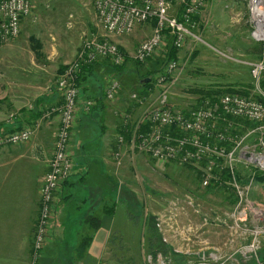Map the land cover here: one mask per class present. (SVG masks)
Instances as JSON below:
<instances>
[{
    "label": "rangeland",
    "instance_id": "374dc122",
    "mask_svg": "<svg viewBox=\"0 0 264 264\" xmlns=\"http://www.w3.org/2000/svg\"><path fill=\"white\" fill-rule=\"evenodd\" d=\"M32 2V13L23 19L19 37L11 40L15 41L10 45L12 55L0 61V87L7 72L23 79L25 84H32L30 91L25 94L28 95L24 98L26 106L34 102L38 93L51 92V59L46 56L51 57V50H55L56 44L59 47L60 44L64 45L63 62L70 63L77 59L85 41L90 38L108 39L132 58L153 33L150 26L143 25L130 35L108 36L96 14L95 0ZM199 22V28L194 32L196 37L190 36L178 49V64L173 71L175 84L171 89L165 92L164 88L155 85L148 95L142 97L140 90L129 92L126 87H121L113 100L108 99L103 90L105 99L102 107L96 106L97 111H94L99 112L101 120L86 118L85 125H81V129L79 126L77 139H73L74 156L76 150L77 162L81 163L78 167L79 177H83L77 179L78 183L72 191L92 198L89 205L93 204L86 214L75 221L71 218L75 225L84 224L88 213L97 215L102 222L105 218H112L103 215L102 206L105 203L101 207L100 203L95 204L100 201L102 186L108 184L110 179L118 186L135 192L136 199L143 205L138 218L132 215L125 203L118 202L116 205L109 241L101 259L111 264H179L182 259L186 260L185 264H264L260 261L261 253L264 252V183L252 180V173L257 169L245 160L254 152V148L258 150V128L264 132V121L250 124L251 133L245 134L244 129L238 134L236 140L241 143L238 147H235L236 144L232 146L235 147L232 156L230 152L223 155L208 154L209 157L206 155L193 163L155 158L137 147L140 145L138 142L131 143L126 139L120 142L121 128L129 126L135 130L144 113L151 110L160 97L159 102L166 97L171 108L190 112L201 103L200 95L190 91L200 88L251 86L249 96H259L252 77V64L264 60L259 52L264 46V38L255 35L258 26L253 15L252 0H208L199 15ZM53 36L54 41L51 40ZM36 48L42 54L38 58ZM162 53H156L153 61L161 59L164 56ZM101 59H98L99 62H102ZM15 61L21 62L17 70ZM153 61L144 62L137 69L138 74L142 75L152 68ZM40 66L44 69H40ZM60 66L65 65L60 63L54 67V82L60 73ZM130 66L132 60L125 70L134 74ZM101 74L94 75L89 82L98 86ZM106 76L103 89L108 79L116 75L107 73ZM132 79L134 86H137L136 78ZM34 139L28 144H34ZM166 142L164 137L158 141ZM102 143H105V151L102 148V152L98 153L96 147ZM92 155H102V159L97 161L102 164L103 171L94 170L98 167L91 169ZM211 160H215L214 166H211ZM49 161L47 159L48 166ZM82 162L86 163L84 170ZM88 165L90 170H87ZM224 169L231 174L228 179L222 178ZM74 175L76 173L71 177ZM60 195L59 191L54 202L56 213H52V232L41 250L36 249L38 232L35 231L30 264H41L49 239L55 241L59 238L57 242L70 239L71 234L68 235L66 231L70 218L61 221L65 233H59L60 222L56 216L62 207ZM117 195L113 193V196ZM41 209L42 199L36 230ZM150 217L157 220L163 240L171 250L179 253L177 256L171 255L169 251L168 256L163 251L156 257L151 255L147 226Z\"/></svg>",
    "mask_w": 264,
    "mask_h": 264
},
{
    "label": "built area",
    "instance_id": "2783aa9c",
    "mask_svg": "<svg viewBox=\"0 0 264 264\" xmlns=\"http://www.w3.org/2000/svg\"><path fill=\"white\" fill-rule=\"evenodd\" d=\"M207 2L208 0H95L94 5L100 24L108 36L130 35L139 27L153 23L151 37L132 55L134 60L144 63L156 53L164 52L169 39L174 47L180 49L187 38L196 37L194 32L200 24L197 16L201 14ZM32 10V0H0V45L19 37L23 19L28 17ZM126 57L118 45L108 39H87L77 59L68 63L57 79L61 103L46 109L39 118L38 122L43 123L55 116L58 119V129L53 156L50 158L49 169L41 189L42 209L36 230L37 250L42 249L52 232L57 193L76 169L72 142L78 119L82 113H89L96 104L95 100L83 97L77 82L78 75L85 64L98 59L109 58L114 65L120 66L124 64ZM177 64L176 60H170L163 67V71L155 76V85L164 88L165 92L175 84L173 71ZM252 77L259 96L225 94L219 99L220 105L213 106L206 100L204 106L187 113L171 108L166 97L159 102L160 97L155 106L144 113L138 124L139 127L140 124L149 123V131L139 135L133 134L130 142L140 143L137 147L155 158H179L184 163L197 162L208 154L223 155L230 152L232 156L234 148L241 142L238 143L231 135L226 136L225 131L219 128L220 117L216 112L220 106L225 113L236 118L251 123L264 121V60L252 64ZM121 87L119 79L111 78L106 87V97L113 100ZM38 122L32 126L5 132L0 136V147L29 142L38 130ZM170 128H176L185 134L177 137L171 134ZM250 129L247 128L245 134H248ZM258 130V150L254 148V152L245 160L264 173V132L259 128ZM163 137L167 142L158 143ZM124 140L122 135L120 142ZM221 142H233L236 146L227 150L226 145H220ZM210 164L214 166L215 160H211Z\"/></svg>",
    "mask_w": 264,
    "mask_h": 264
},
{
    "label": "crops",
    "instance_id": "0c3cea01",
    "mask_svg": "<svg viewBox=\"0 0 264 264\" xmlns=\"http://www.w3.org/2000/svg\"><path fill=\"white\" fill-rule=\"evenodd\" d=\"M146 25L150 26L151 29L153 28L152 22L144 26ZM54 39L55 37L53 36L51 40L54 41ZM59 40L61 41L62 38L59 37ZM14 43L15 41H9L0 45V61L12 55L10 53V45ZM60 47H62L61 50ZM60 47L56 44L55 50H51V57L46 56L48 59H51V92L47 93L49 96L46 93L42 94L40 92L36 95L37 97L34 102L26 106L24 104V98L28 95L25 94L27 91H30L29 89H31L32 84H25L23 79H19L9 72L6 73L4 82L0 87V136L14 128L28 126L32 123L36 124L39 119L34 121L35 118L31 117L30 110L35 105H38L37 102L39 101L37 100L42 99L43 96L46 106L61 103V94L56 86L58 78L54 82V75L56 74L54 73V67L60 65V63L66 66L69 62H63L61 57L63 56L62 50L64 45L62 46L60 44ZM19 61H15L17 62L14 65L15 70L18 69L17 65H21ZM8 68L14 69L11 66H8ZM40 69L43 70L44 68L40 66ZM104 70V67L100 66L97 72L101 73ZM60 74H58V77ZM109 81L110 79H108V83ZM86 84L87 87H91L92 85L89 80L85 82V86ZM106 87L104 89L105 91ZM38 125V130H36L33 137L36 142L32 140L34 144H28L30 142H27L20 145H5L0 147V264H30L31 261L32 241L39 216L41 189L45 175L49 169L47 159H50L53 156V154L51 156V153L54 152L53 142L56 139L58 119L53 116L47 122H38ZM79 126L81 129V124L79 125L77 122L75 137L73 135V139H77L80 133ZM77 129L79 133H77ZM98 141L101 140L98 139ZM96 148L99 149L98 153L102 152V148L104 152L105 143H102L101 146ZM93 157L96 160L92 162L91 169L98 167L94 170L97 171L98 169L103 171L102 164L97 161L102 159V155ZM74 160L77 169L74 171L76 175L70 177L60 187L62 207L56 216L60 222L59 233H62V235L65 233L63 232L64 224L62 222H64V219L70 218L66 231L71 236L70 239L64 240L63 242H57L59 238L55 241L49 239L47 241V248L43 251V255L45 254L44 256L47 257L42 256L41 264H111L101 259L105 254V246L109 241L112 224L114 222L112 220L113 217L104 219L100 229L94 234V238L87 249L85 257L79 259L76 255V247L79 240L82 235L89 231V228L85 222V225L80 224L77 226L73 221L82 214H86L89 199L84 194L80 195L72 191L78 183L77 179L83 177H79L78 167L81 163L79 164L77 162L76 150ZM82 164L84 165V170L86 163L82 162ZM105 216L108 217V215ZM71 218L74 220L71 221Z\"/></svg>",
    "mask_w": 264,
    "mask_h": 264
},
{
    "label": "trees",
    "instance_id": "16d2710c",
    "mask_svg": "<svg viewBox=\"0 0 264 264\" xmlns=\"http://www.w3.org/2000/svg\"><path fill=\"white\" fill-rule=\"evenodd\" d=\"M199 16H197L198 19ZM168 42V41H167ZM260 52V57L264 58V46L261 47V50H259ZM35 54L36 57L38 58V56L40 57L42 54L40 52V50L38 48L35 49ZM161 56L162 58L159 60H156L155 62L153 61L154 56L149 59L147 62L153 61L154 65L152 66V68L148 69L144 74L142 73V75L138 74L137 69H139L141 66H143L142 62H138L134 59H132L130 56L127 55L126 60L124 62L123 65L117 66L114 65L113 62L111 61V59L109 58H103L101 59L102 62L95 61L93 63L90 64H85V66L82 67L78 78H77V82L79 87L81 88V93L83 94V97L85 98H90V99H95V106L92 107L91 111L89 113H82L81 116L78 119V123L81 124L82 126L85 125V119L86 118H91L92 120H96L97 118H99L101 120V117L98 116L99 112H94L97 111L96 106L102 107V102L104 101V97H105V93H104V89H103V84L106 81V74H113V76H115L114 78H117L120 80L122 87H126L129 92L132 91H136V90H140V93L143 96L148 95L149 91L152 90V88L155 86V76L158 73H161L163 71V67L165 66L164 64H167L170 60H177L178 57V49L176 47L173 46V42L171 40V42H168V45L166 44V47H164V53H162ZM132 60V66H130L131 68H133L134 70V74L133 73H129L127 72L125 69L127 68L129 61ZM103 65V66H102ZM104 67V71L101 72V76H100V82L98 86H95L94 84H90L91 87H87V84L85 86V82H87L89 80V78H92L94 75H98L99 73L97 72L99 70V68ZM65 69V66L60 67V73H62ZM121 76V78H120ZM132 77L135 79L136 81H138V85L134 86L135 83L132 79ZM147 78H150L149 82H146L145 80ZM250 87H241V88H235V87H223V86H211L208 89H197V90H192L190 92L194 93V94H199L200 95V105L195 106V110H197L198 108L204 106L206 100H209L211 102V105H220L218 104L219 99L221 98L222 95L225 94H239L242 96H249L250 94ZM86 95H85V94ZM47 96H49L48 94H46ZM85 95V96H84ZM95 97V98H93ZM41 100V101H40ZM40 100H37L39 102H37L38 105H35V107H33L31 111V117L35 118L34 121H36L37 119L41 118V116L43 115L44 111L46 109H48L51 106H46V102L43 98ZM41 102V103H40ZM48 102V101H47ZM45 103V104H44ZM187 113V112H184ZM217 115H219V128H221L223 131H225L226 136L231 135L233 137H238L240 132H243L242 128H245V130L248 128H250V124L253 125V123L249 122L248 120L245 121L241 118H236L230 114L225 113L222 108L219 106V108L217 109L216 112ZM35 123H32V125H34ZM242 124L244 125V127H242ZM149 123H145V124H140L139 127L138 125L136 126L135 130L131 129L129 126L123 127L120 130V134H122L126 140H128L129 142L131 141V139L133 138V134L136 131V135L139 134H144L146 132L149 131ZM24 127V126H23ZM102 127V126H101ZM18 128H22V127H17L14 129H18ZM103 129H105L104 127H102ZM79 129V127H78ZM77 129V133L78 132ZM228 129V130H227ZM13 130V129H12ZM227 130V132H226ZM171 134L172 135H177V137L179 135H184L185 133L178 131L176 128H170ZM220 145H226L228 149H230L234 143L233 142H221ZM87 146V145H86ZM90 146V145H89ZM92 150H94V148L92 147ZM91 159H93V161H95L96 159L93 157H91ZM175 161L182 162L179 158L174 159ZM87 170H90L89 165ZM86 170V171H87ZM254 174V179L258 182L264 183V173L260 172L258 170H255L254 173H252V175ZM230 172H228L227 170L224 169L223 171V179H228L230 176ZM238 179H240V181H242V179L238 176ZM68 181V179L66 181H64L63 184H65ZM103 191L101 190V194L98 200V202L96 203H100V207L102 203H105L104 206H102L103 208V214L104 215H108V217H113L115 211H116V205L118 204V202L121 203H125L127 205V207L132 211V215H134V217H140L141 216V212L143 210V205L139 202L138 199H136V193L133 192L132 190H129L127 188H122L121 186H118V184L114 181H112L111 179L109 180V183L104 184V186H102ZM106 189V190H105ZM123 189V194L121 193V190ZM105 190V191H104ZM113 193H118V195L115 197L113 196ZM71 195H73L71 193ZM117 198V199H116ZM92 198H89L88 201L91 202ZM111 202V203H110ZM89 204V203H88ZM93 205V204H92ZM92 205H88L87 207V212H89V207L91 208ZM137 211V212H135ZM86 212V213H87ZM89 214V213H88ZM87 214V218L85 219V223L88 224L89 226V233H86L84 235H82L77 247H76V255L77 257L83 258L85 257L86 253H87V249L90 245V243L92 242L93 238H94V234L100 229L101 225H102V220L95 214L90 213L89 215ZM147 226H148V232L150 234V238L148 239L149 241V251L151 253V255L154 257L157 256V254L163 251V254H165L166 256H168V251L170 252L171 255L173 256H177L179 253L174 252L173 250H171L170 246L163 240V237L160 234V230H159V225L157 223V220L154 217H150L149 220H147ZM182 257H185L184 255L180 254ZM185 259H182L181 262H179V264H185ZM261 262L264 263V252L261 253Z\"/></svg>",
    "mask_w": 264,
    "mask_h": 264
},
{
    "label": "bare ground",
    "instance_id": "6f19581e",
    "mask_svg": "<svg viewBox=\"0 0 264 264\" xmlns=\"http://www.w3.org/2000/svg\"><path fill=\"white\" fill-rule=\"evenodd\" d=\"M252 10L254 19L258 26V32L255 33L260 39L264 38V0H252Z\"/></svg>",
    "mask_w": 264,
    "mask_h": 264
},
{
    "label": "water",
    "instance_id": "95a60500",
    "mask_svg": "<svg viewBox=\"0 0 264 264\" xmlns=\"http://www.w3.org/2000/svg\"><path fill=\"white\" fill-rule=\"evenodd\" d=\"M145 81H146V82H149V81H150V78H147Z\"/></svg>",
    "mask_w": 264,
    "mask_h": 264
}]
</instances>
